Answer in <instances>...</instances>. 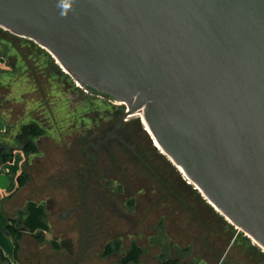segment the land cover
Wrapping results in <instances>:
<instances>
[{"label": "water", "instance_id": "water-1", "mask_svg": "<svg viewBox=\"0 0 264 264\" xmlns=\"http://www.w3.org/2000/svg\"><path fill=\"white\" fill-rule=\"evenodd\" d=\"M0 27L123 101V117L141 112L163 153L264 248V0H0Z\"/></svg>", "mask_w": 264, "mask_h": 264}, {"label": "rangeland", "instance_id": "rangeland-1", "mask_svg": "<svg viewBox=\"0 0 264 264\" xmlns=\"http://www.w3.org/2000/svg\"><path fill=\"white\" fill-rule=\"evenodd\" d=\"M0 86L6 92L4 96L8 98V104H13L12 116L6 112L2 116L12 123L19 119L14 128L34 117H39V123L44 125L37 150L25 159V163L31 164L27 168L24 163L31 181L39 183L51 181L47 178L53 174L52 181L57 177L81 179L82 166L73 165L68 150L82 151L85 142L78 140L88 129L95 130L91 136L95 140L100 134L107 133L124 107V103L118 100L77 84L54 57L32 39L1 27ZM41 100L44 107L39 103ZM128 119L130 122L116 133L119 136L122 130L128 132L123 141L113 137L95 153L91 148L86 150L87 155L100 153V157L87 169L88 183L83 187L85 193L82 191L84 206L90 205L92 209L89 219L93 222L85 242V264H117L132 242L137 243L141 253L139 263L130 264H159L162 232L166 233L164 240L168 249L170 247L174 253L176 245L182 248L181 264H193L196 260V264H205L199 259L203 251L213 253L217 250L223 254L228 245L231 250L243 249V242L253 246L251 238L238 231L186 182L167 156L156 157L159 150L140 118L130 116ZM10 137V133H6L7 141ZM87 155L83 156V165L90 160ZM98 178L102 179L100 191L96 193L101 197L100 201L89 204L87 194L91 192L93 180ZM112 178L122 183L117 192ZM78 186L77 183L74 185L75 194ZM50 219L54 221L55 217ZM69 219L73 221L75 216ZM6 224L0 223V250L11 260L13 236ZM9 228H13L11 223ZM147 231H155V236L145 240ZM50 236L49 228L44 237L47 240ZM156 236H160L159 247L149 245ZM109 243H113L114 250L103 254L104 246ZM255 249L262 251L258 246ZM29 259L34 261L32 257Z\"/></svg>", "mask_w": 264, "mask_h": 264}, {"label": "flooded vegetation", "instance_id": "flooded-vegetation-1", "mask_svg": "<svg viewBox=\"0 0 264 264\" xmlns=\"http://www.w3.org/2000/svg\"><path fill=\"white\" fill-rule=\"evenodd\" d=\"M102 95H105V94H102ZM122 110L123 111L119 113L114 123L112 124L111 129L107 133L100 134L98 138L95 140L91 138V136L94 135L95 130L88 129L85 135L82 138H79L78 140L81 143L85 142L82 151L73 152L72 150L70 151L68 150L67 153H69V156H70L68 157L74 163L73 165H75L76 167L82 166L83 176L81 179L75 178V177H72V178L64 177V179H62V177L61 178L57 177L56 180L52 181L51 177L54 175L53 174L47 178L48 180H51V181H40V183L39 181H31V174L27 170L28 165H30L31 163L26 162L25 165L27 166V168H25L24 163H22L23 159L21 160V170L18 175L16 187L13 189L14 191L13 194H17L18 196L22 197L24 207L27 202H35V203L42 204L45 210V221L47 220L49 223L48 225L49 227H47V229L49 230L50 228V231H51L50 238L46 240L43 235L42 236L38 235L37 232L39 230H35L34 232L35 235H32V236L35 239V241H37V247L34 250V253H32L30 256L29 255L26 256L27 259L32 257V259H34V262H36L37 264H79L80 261H82V264H85L87 260V258H85V251L87 250L85 242H87L86 241L87 232L90 229L93 222H90V219H89V216L92 214V209L90 208V205H87V207L84 206V202L82 201V199L83 197H85V195L83 196L82 191H84L83 187L86 186L88 183L87 169L89 170L92 164H94V162L97 160L98 156L100 157V153H96L97 155L88 153L87 155L86 150L88 148H91V150H93V153H95L96 150L103 144L107 143L109 139L116 137L120 141H123L124 136L126 137L128 136V132L126 130H122L121 135L119 136H117L116 134L121 130V128L124 125H127L130 122V119H128L130 117V114L125 115L123 117V114L126 111L125 105L124 107H122ZM121 119L122 121L115 128V126ZM86 155L90 160L88 161L87 164L83 165L82 164L84 161L83 156L86 157ZM163 155L166 156L164 153H160L159 155L157 154L156 157H162ZM22 171L26 174V178H25V181H23V183L19 184V179H20V176L22 175ZM101 181L102 179H99V178L93 180V184L91 186L92 187L91 192L87 194L89 198V204L90 202H96L98 200L100 201L101 197H99L98 194L96 193L100 191ZM111 181H114L113 185L117 192V190H119L120 186L122 185L121 181L115 178H112ZM76 183L79 184L77 194L74 193V185ZM62 187H63V190H62ZM76 200H77V203H75ZM22 209L20 208L19 210H22ZM19 210L17 214H15V216L12 217L13 219L19 218V215H20ZM51 216L55 217L54 221L50 219ZM72 216L73 217L75 216V220L73 219V221L69 219ZM23 219H24V216L22 219L20 218L19 220L14 221L12 224L15 227H21L23 231L24 230L28 231V228L23 226ZM72 229L75 230V233L74 232L72 233ZM148 230L150 229L148 228ZM237 230L239 231L240 229L237 228ZM242 234L245 235L243 232ZM146 236L147 237L145 238V240H147L151 236H155V231L153 232L147 231ZM40 238L42 239L41 242L38 241V239ZM159 239H160V236L158 237L156 236L155 241H150L149 245H155L159 247L157 245L159 244L157 242L159 241ZM163 241H164V238H163ZM61 243L65 245V248H64L65 257L64 258H62L61 254L55 251V249L53 250L54 244H58V246L61 247ZM243 244H244L243 249L237 248L233 250H231L230 245H228L225 248V251L223 254L219 253V251L217 250L213 251V253L208 250L207 252L203 251L199 259H202L205 262V264H264V253H263L264 249H261V247L258 246V248L261 249L262 251L256 250L255 246L257 245L254 243H253L254 244L253 246L249 245L247 242L246 243L243 242ZM87 245H90V244H87ZM160 247H159L160 251L158 253V260H160V253L163 251L162 246ZM167 253H168V257L176 258L179 256L181 252H180L179 246L176 245L174 247V253L170 250V247L169 249L167 248ZM74 256L76 257L75 259L72 258ZM182 257L183 256L179 258V264H181ZM195 262H193V264Z\"/></svg>", "mask_w": 264, "mask_h": 264}, {"label": "trees", "instance_id": "trees-1", "mask_svg": "<svg viewBox=\"0 0 264 264\" xmlns=\"http://www.w3.org/2000/svg\"><path fill=\"white\" fill-rule=\"evenodd\" d=\"M90 90V89H89ZM94 92L93 90H91ZM97 93V92H95ZM5 90H2V86H0V114H5V112L12 116V108L13 104L9 105L7 102ZM102 94V93H100ZM38 103V100H36ZM41 107L45 106L43 100L40 102ZM38 116V115H37ZM41 118V117H40ZM5 130L0 132V164L8 162L10 158L13 157L15 151L19 150L23 154L22 163H25V159L32 153H35L38 147V141L41 136L44 134V125L39 123V117L31 118L27 122H22L19 124L17 128H14L19 119H17L14 123L9 122L7 119ZM6 133H10L11 137L7 141ZM26 174L22 171V175L19 179V184L25 181ZM14 193L12 191L6 196H11ZM23 219V226L28 228V232L32 235H35V230H47V223L45 221V210L42 204L35 202H27L25 207L20 210L19 218H10L12 223L20 218ZM161 225V224H160ZM13 228L10 229L9 225L6 227L12 233L14 250L17 252L19 248V239L23 234V229L21 227H15L12 224ZM165 232H162L161 237L165 239ZM38 241H42V239H38ZM163 247V251L160 253V264H179V258L181 257V253L176 258L168 257L167 253V245L165 240L161 244ZM55 248L58 247V244L53 245ZM113 243L106 244L103 248V254H109L112 252ZM182 252V248H180ZM141 253V248L134 242H132L123 256L120 258L117 264H130V263H139V255ZM0 264H10L7 258L4 256L3 252L0 250ZM141 264V263H140Z\"/></svg>", "mask_w": 264, "mask_h": 264}, {"label": "crops", "instance_id": "crops-1", "mask_svg": "<svg viewBox=\"0 0 264 264\" xmlns=\"http://www.w3.org/2000/svg\"><path fill=\"white\" fill-rule=\"evenodd\" d=\"M6 121L5 118L0 114V132L2 133L5 130ZM16 153L18 154L16 156ZM23 155H21L20 151H16L13 155L12 161H8L0 164V174H5L8 178V183L5 188H0V223H7L6 227L12 221L10 218L17 214L18 210L23 208L22 197L17 194H13L11 196H6L13 191L17 184V178L21 170V160ZM15 159V160H14ZM16 161L15 163H13ZM47 230H39L37 233L40 236H44ZM47 238V237H44ZM30 247V248H29ZM37 247V241L33 238L32 234H30L27 230H24L23 234L19 239V248L17 252L14 250L13 243V258L11 260L7 258L10 264H37L34 261L30 262V259H27L26 256H30L34 253V250ZM46 249V248H45ZM57 251L61 254L62 258L65 257V251L63 247H53V250ZM5 256V255H4ZM160 263V262H159Z\"/></svg>", "mask_w": 264, "mask_h": 264}, {"label": "bare ground", "instance_id": "bare-ground-1", "mask_svg": "<svg viewBox=\"0 0 264 264\" xmlns=\"http://www.w3.org/2000/svg\"><path fill=\"white\" fill-rule=\"evenodd\" d=\"M55 61H56V60H55ZM56 62H57V61H56ZM57 63H58V62H57ZM75 82H76L77 84H79L76 80H75ZM79 85H80V84H79ZM115 101H116V100H115ZM118 101L124 103L123 101H120V100H118ZM130 116H137V117L140 118V121H141L142 126H143L144 129L149 133V135L151 136L154 145L158 148V150H159L160 153H163V150L161 149V147H160V145L158 144V142L156 141V139H154V137H153V135H152V133H151V131H150V129H149V127H148L146 121L144 120V118H143L141 112L136 111V112H134L133 114H131ZM176 166H177V168L181 171V174L183 175V177H184V179L186 180V182H188V183L191 184L194 188H196V189L198 190V192H200V194L205 198V195L201 192L200 188H199L197 185H195V184L189 179V177H187V176L185 175L183 169H182L180 166H178V165H176ZM207 201H208V200H207ZM208 202L210 203L211 206L214 207V209H216L215 205H214L212 202H210V201H208ZM216 211H218V210L216 209ZM218 212H219V211H218ZM225 219L229 221V219H228L227 217H225ZM229 222H230V221H229ZM230 223H231V222H230ZM234 226H235V225H234ZM235 227H236V226H235ZM245 235L248 236V234H246V233H245ZM248 237H249V236H248ZM251 240L253 241L254 244H256L257 246H260V245H259V244H258L253 238H252ZM260 247H261V246H260ZM261 249H264V248L261 247Z\"/></svg>", "mask_w": 264, "mask_h": 264}]
</instances>
